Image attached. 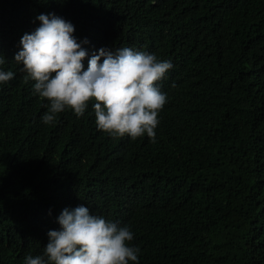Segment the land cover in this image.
I'll use <instances>...</instances> for the list:
<instances>
[{
  "label": "trees",
  "instance_id": "trees-1",
  "mask_svg": "<svg viewBox=\"0 0 264 264\" xmlns=\"http://www.w3.org/2000/svg\"><path fill=\"white\" fill-rule=\"evenodd\" d=\"M50 12L89 55L172 63L154 141L97 130L91 105L41 121L14 54ZM0 55L15 73L0 85V264L41 253L81 204L130 227L139 264H264V0H0Z\"/></svg>",
  "mask_w": 264,
  "mask_h": 264
},
{
  "label": "clouds",
  "instance_id": "clouds-1",
  "mask_svg": "<svg viewBox=\"0 0 264 264\" xmlns=\"http://www.w3.org/2000/svg\"><path fill=\"white\" fill-rule=\"evenodd\" d=\"M36 20L39 26L21 36L14 62L23 81L33 82V95L47 101L41 121L54 124L66 110L80 118L91 105L97 130L113 138L146 135L154 141L167 102L159 82L172 63L127 46L89 55L70 21L51 12ZM5 63L0 55V66ZM14 76L0 67V85ZM56 220L59 228L48 231L43 251L25 255L23 264H139L140 248L131 243L128 225L93 214L83 204L64 208Z\"/></svg>",
  "mask_w": 264,
  "mask_h": 264
}]
</instances>
